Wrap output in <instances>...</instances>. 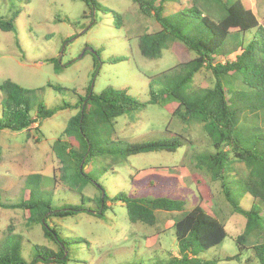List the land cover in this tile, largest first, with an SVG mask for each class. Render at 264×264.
<instances>
[{
    "label": "rangeland",
    "instance_id": "rangeland-1",
    "mask_svg": "<svg viewBox=\"0 0 264 264\" xmlns=\"http://www.w3.org/2000/svg\"><path fill=\"white\" fill-rule=\"evenodd\" d=\"M98 1L106 8L105 12L90 14L84 0H0V16L16 15L18 29L17 33L0 30V84L12 80L24 88L36 89L37 100L48 109L64 103L75 105L88 92L99 94L110 87L126 90L145 103L142 110L126 113L114 121L112 139L127 145L182 135L187 139L185 146L176 152L133 155L119 164L97 161L92 167L86 166L87 171H96L93 180L101 183L111 199L119 193L137 196L148 191L153 193L151 187L155 185L163 195L171 192L187 201L186 212L201 205L225 223L228 233L224 242L203 253V258L220 259L219 264H258L251 243L248 244L250 249L245 250H240L236 243L238 235L245 230L246 217L233 212L218 182L189 170L194 149H211L203 124L185 123L166 108L149 103L152 78L195 59L196 53L175 42L164 50L161 58H145L138 38L160 30L159 23L141 14L135 0ZM242 1L257 12L264 26V0ZM113 12L119 13L121 21ZM252 33L247 34L248 38H252ZM233 82L237 88L243 85L240 78ZM213 84L211 71L203 68L193 86L205 88ZM1 99L0 92V102ZM77 112L76 107L58 111L43 121L40 131L35 124L23 132L4 131L0 139L2 200L9 203L22 200L28 192L25 189H29L26 178L36 173L44 177L39 197L48 201L52 191L54 206L72 205L80 210L75 215L53 217L48 221L64 240L67 260L38 264H161L169 260L171 254L178 256L175 223L184 213L159 211L155 225L133 223L124 203L109 201L104 217L99 218L88 212L95 207L93 202L87 199L84 202L81 193L68 191L70 185L66 180L70 172L63 169L53 145ZM63 139L77 146L76 140L67 136ZM235 167L242 174L248 171L242 163H236ZM103 168L108 171L101 175L97 170L104 171ZM93 183L84 188L85 196L99 197L100 189ZM147 184L150 187L147 188ZM234 191L240 196L243 208L259 210L242 187ZM30 218L28 211L0 207V241L9 234L20 235L22 254L29 263L36 259V245L58 249L46 238L43 226L33 224ZM262 221L264 224V217ZM260 242H264V238ZM232 257L235 259L230 260Z\"/></svg>",
    "mask_w": 264,
    "mask_h": 264
},
{
    "label": "trees",
    "instance_id": "trees-1",
    "mask_svg": "<svg viewBox=\"0 0 264 264\" xmlns=\"http://www.w3.org/2000/svg\"><path fill=\"white\" fill-rule=\"evenodd\" d=\"M84 1L90 14L106 10L98 0ZM135 1L141 14L154 18L161 27L158 31L139 36V49L145 58H161L164 50L175 42L184 44L197 55L195 59L154 76L149 103L166 108L173 117L185 123L203 124L211 149H194L189 159V170L205 174L220 184L233 212L247 219L245 230L236 238L239 249H250L248 244L251 243L258 264H264V242H260L264 238V26L242 0ZM175 5L177 7L170 11ZM113 13L121 21L119 13ZM0 30L17 33L16 15L0 16ZM250 32H254L251 39L247 35ZM53 62L61 67L56 59ZM203 68L211 71L214 84L195 88L193 83ZM236 78H240L244 86L237 88L233 82ZM0 92V139L4 131L23 132L35 124L40 131L43 121L58 111L78 108L53 149L63 169L70 172L66 180L70 185L68 191L81 193L84 202L87 199L94 203L95 207L89 213L104 217L109 201L124 203L133 223L155 225L159 211L184 213L175 223L179 255L171 254L169 260L161 264H219L220 259H206L202 254L224 242L228 235L226 225L204 207L196 205L186 212L187 201L175 193L163 195L155 185L151 187L153 193L148 191L140 196L119 193L111 199L101 183L93 180L96 171L86 170V166L92 167L97 161L119 164L133 155L176 152L185 146L187 139L182 135L127 145L112 139L114 121L126 113L142 110L145 103L130 96L126 90L111 87L99 94L88 92L75 105L64 103L54 109H48L37 100L36 89L24 88L12 80L0 84ZM63 136L76 140L77 146L71 145ZM236 163L244 164L248 171L240 173ZM103 170L97 171L101 175L108 171L107 168ZM43 180L42 174L29 175L25 182L29 188L25 189L28 191L25 197L16 203L0 198V207L28 211L30 221L43 226L46 238L58 246L57 251L36 245V259L29 263L22 254V237L9 234L8 238L0 241V264L67 260L64 240L48 221L53 217L75 215L80 210L72 205L54 206L55 194L52 191L48 201L39 197ZM89 183L100 189L99 197L83 194ZM239 187L253 198L259 210H246L241 206L240 196L234 191Z\"/></svg>",
    "mask_w": 264,
    "mask_h": 264
},
{
    "label": "crops",
    "instance_id": "crops-1",
    "mask_svg": "<svg viewBox=\"0 0 264 264\" xmlns=\"http://www.w3.org/2000/svg\"><path fill=\"white\" fill-rule=\"evenodd\" d=\"M250 9H251V8H250ZM251 10H253V11H254V13L257 15V17H258V19H259V16H258L257 12H256L254 9H251ZM259 21H260V19H259ZM260 24L262 25V24H263V22H262V21H260Z\"/></svg>",
    "mask_w": 264,
    "mask_h": 264
}]
</instances>
